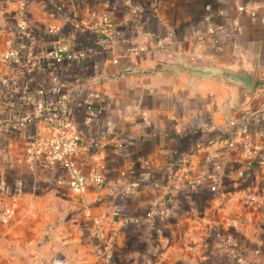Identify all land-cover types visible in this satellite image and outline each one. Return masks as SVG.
<instances>
[{"label":"crops","instance_id":"0c3cea01","mask_svg":"<svg viewBox=\"0 0 264 264\" xmlns=\"http://www.w3.org/2000/svg\"><path fill=\"white\" fill-rule=\"evenodd\" d=\"M20 11L36 52L75 57L0 58V264H264V159L244 148L264 150V0H0V51ZM179 57L244 64L252 91ZM65 115L76 162L105 176L84 191L26 150Z\"/></svg>","mask_w":264,"mask_h":264},{"label":"built area","instance_id":"2783aa9c","mask_svg":"<svg viewBox=\"0 0 264 264\" xmlns=\"http://www.w3.org/2000/svg\"><path fill=\"white\" fill-rule=\"evenodd\" d=\"M109 21L108 16L103 17L104 29L108 28ZM16 34L17 38L24 39L25 44L23 45L25 49L22 48V44L16 41L17 47L0 51V58L6 59L9 63H12L13 60L20 61L22 56H26L31 64H37L43 56L51 58L56 62H60L65 58L72 60L75 57L74 52L69 49L68 44L64 41L57 43L43 54L36 52L29 42V37L27 35V19L23 11L17 14ZM81 54L83 55L84 53ZM48 121L51 134L47 137L40 136L32 139L26 148L29 156L33 159H45L51 164L60 165L66 172L69 185L78 191H84L87 185H100L103 183L105 176L99 167H93L89 173H86L75 160V154L81 149V137L76 132L75 123L71 115H65L64 119L58 123L53 121L50 117H48ZM244 148L248 155L258 154L264 159V150L259 151L251 141L245 140ZM176 179V187L180 182L186 180L191 188L196 189L203 184L205 177L201 175L194 178H186L182 173H179ZM212 189L217 190V185H212ZM149 213L153 218L157 216H168L170 214V208L165 198L153 202L150 205ZM222 241L225 246L236 245L231 233L222 236ZM236 259L238 263L244 262L242 254H237Z\"/></svg>","mask_w":264,"mask_h":264},{"label":"water","instance_id":"95a60500","mask_svg":"<svg viewBox=\"0 0 264 264\" xmlns=\"http://www.w3.org/2000/svg\"><path fill=\"white\" fill-rule=\"evenodd\" d=\"M200 60L179 57L178 66L190 69L199 76H222L226 80L237 83V80L242 75H248L247 87L243 91L244 94H250L254 83V74L252 71L247 69L246 65L241 64L240 69L233 70L224 66L216 65L212 63V60L208 58H199Z\"/></svg>","mask_w":264,"mask_h":264},{"label":"trees","instance_id":"16d2710c","mask_svg":"<svg viewBox=\"0 0 264 264\" xmlns=\"http://www.w3.org/2000/svg\"><path fill=\"white\" fill-rule=\"evenodd\" d=\"M17 42L20 43V44H22V45L25 44L24 39L19 38V37L17 38Z\"/></svg>","mask_w":264,"mask_h":264}]
</instances>
